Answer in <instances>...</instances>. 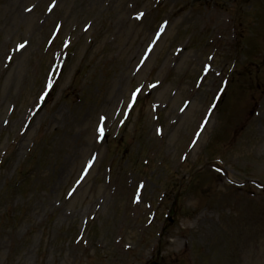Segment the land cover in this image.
<instances>
[{"label":"rangeland","instance_id":"374dc122","mask_svg":"<svg viewBox=\"0 0 264 264\" xmlns=\"http://www.w3.org/2000/svg\"><path fill=\"white\" fill-rule=\"evenodd\" d=\"M159 252L264 264V0H0V264Z\"/></svg>","mask_w":264,"mask_h":264},{"label":"snow or ice","instance_id":"6c2138e0","mask_svg":"<svg viewBox=\"0 0 264 264\" xmlns=\"http://www.w3.org/2000/svg\"><path fill=\"white\" fill-rule=\"evenodd\" d=\"M28 10L31 11V9H28ZM137 18L139 19L140 17H137ZM23 47H24V45H21V46H20V48H23ZM102 131H103V130L101 129V133H102Z\"/></svg>","mask_w":264,"mask_h":264},{"label":"water","instance_id":"95a60500","mask_svg":"<svg viewBox=\"0 0 264 264\" xmlns=\"http://www.w3.org/2000/svg\"><path fill=\"white\" fill-rule=\"evenodd\" d=\"M152 264H157V262H154V263H152Z\"/></svg>","mask_w":264,"mask_h":264}]
</instances>
